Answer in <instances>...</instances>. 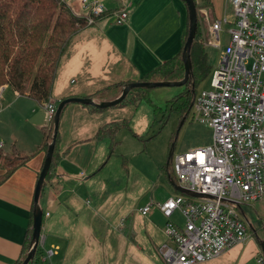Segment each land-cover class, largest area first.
I'll list each match as a JSON object with an SVG mask.
<instances>
[{
  "label": "crops",
  "instance_id": "1",
  "mask_svg": "<svg viewBox=\"0 0 264 264\" xmlns=\"http://www.w3.org/2000/svg\"><path fill=\"white\" fill-rule=\"evenodd\" d=\"M100 1L105 11L93 24L79 28L60 55L50 94L57 103L66 97L94 99L103 87L139 81L181 51L188 25L183 0ZM123 3L128 16L117 24L115 15ZM206 8L212 20L232 18L227 0H207ZM1 89H10L13 98L7 97L0 111V135L9 142L6 148L1 141L0 149L13 154L14 161L30 155L0 183V264H19L45 158L38 147L47 121L40 117L41 112L46 115L44 103L17 94L8 85ZM23 100L34 101V111L32 128L26 123L21 131L11 123L8 110L13 103L24 106ZM142 104L127 100L103 109L76 102L64 106L55 175L39 203L42 255L52 251L45 264H164L159 249L171 242L164 233L167 218L154 203L182 193L175 188L172 152L161 171L149 142L141 145L140 137L152 124L150 106ZM102 129L106 131L99 134ZM6 170L0 165V177ZM147 204L150 210L143 215ZM169 220L183 225L178 211ZM252 253L262 254L260 241L258 245V238L248 232L242 243L198 264H245Z\"/></svg>",
  "mask_w": 264,
  "mask_h": 264
},
{
  "label": "built area",
  "instance_id": "2",
  "mask_svg": "<svg viewBox=\"0 0 264 264\" xmlns=\"http://www.w3.org/2000/svg\"><path fill=\"white\" fill-rule=\"evenodd\" d=\"M227 1L232 18L213 20L205 41L218 50L209 87L191 103L195 118L210 128L211 143L171 158L178 185L203 196L178 194L154 203L167 218L164 233L171 242L159 249L164 264H198L245 241L248 221L242 206L264 197V0ZM104 11L100 0H79L75 14L91 25ZM127 16L123 3L115 22L123 24ZM223 24L231 28L223 30ZM221 33L227 42L220 49ZM57 104L44 103L47 122ZM150 207L143 206L141 213ZM175 211L182 226L169 220ZM51 253L41 255L38 264ZM259 261L264 263L261 253Z\"/></svg>",
  "mask_w": 264,
  "mask_h": 264
},
{
  "label": "trees",
  "instance_id": "3",
  "mask_svg": "<svg viewBox=\"0 0 264 264\" xmlns=\"http://www.w3.org/2000/svg\"><path fill=\"white\" fill-rule=\"evenodd\" d=\"M194 2L197 11L199 3L196 0ZM200 2L207 5V0H200ZM85 23L83 16H73L69 8L61 0H0V87L8 85L19 95H27L41 103L47 102L50 99L60 55L70 37L79 28L85 26ZM187 35L188 25L184 30L180 53L149 71L139 81L182 80L184 76L182 49ZM206 38L207 35L204 37L197 13L196 33L189 50L191 70L188 80L182 85L184 86V91L166 102V107L169 110L176 109L182 116L187 115L191 109V103L195 96V84L208 76L212 70V66L207 59ZM127 83L129 82H119L103 87L93 95V100L95 102L112 100L120 94ZM148 98L145 87H134L125 99L116 106L123 104L127 100H131L136 104L141 100H148ZM89 106L92 109H103ZM53 128V119L41 128L42 141L38 151L43 150L45 155L52 139ZM105 131V129H102L98 133H104ZM58 140L59 134L57 132L52 160L44 178L39 199L37 202L33 201L31 223L34 209L40 208L39 203L45 186L55 175L56 161L59 154ZM1 151L0 149V159ZM29 156L22 157V161L15 162V164H10L4 175L0 177V183L15 168L25 162ZM182 194L188 195V193ZM30 242L31 224L27 231L19 264H22L26 258ZM42 253V248L37 245L34 255L28 264H38Z\"/></svg>",
  "mask_w": 264,
  "mask_h": 264
},
{
  "label": "rangeland",
  "instance_id": "4",
  "mask_svg": "<svg viewBox=\"0 0 264 264\" xmlns=\"http://www.w3.org/2000/svg\"><path fill=\"white\" fill-rule=\"evenodd\" d=\"M61 1L66 4V7L69 8L73 16L75 15L79 17L75 14V11H78V4H76V2H68L66 0ZM196 1L199 3L197 13L205 37V31L208 29V26L213 22V20L211 19L210 13L207 11V5L202 4L200 0ZM225 14L226 13L224 11L223 16ZM226 28L229 29L231 26H226L223 24V30ZM220 40L221 49L227 42V37L224 33H221ZM205 48L207 52L208 63H210V65L213 67L217 63L218 50L216 47L208 45H205ZM209 82L210 74L195 84V94L202 89L208 88ZM146 90L147 96L149 98L148 100H141V102L143 101L146 106H150L149 108L151 109L152 124L149 128V132L144 134L143 137H140V139L142 140L141 145L143 148L144 144L149 142V145H147L148 149L155 153L157 158L156 161L160 159L161 165L158 166L159 170L164 171V164L170 152H172L173 156L175 154L182 153L193 148H200L211 143L212 137L210 128L195 118V114L192 109L189 110L187 115L182 116L179 112H177L176 109L169 110L166 107L167 100L183 92L184 86H156L153 88H146ZM0 97L1 111L5 107L4 102H6L7 97L13 98L12 91L10 89H0ZM23 101L25 102L24 106H19L18 103H13L8 110L11 123L21 131H23L26 123L29 128H32L30 123L32 122V114L30 111H34V101ZM20 110L23 112L26 111L27 113L23 114L20 112ZM41 114L40 117L44 118V121L46 122V115L43 112H41ZM19 137L21 140L23 138V133H20ZM0 141H3L5 143L4 147L7 148L9 142H7V140L2 135H0ZM146 155L149 156V152ZM12 158H14L13 154H5L2 150L0 165H5L8 169L11 163L13 164L18 162L16 160H12ZM192 199L196 198L192 197ZM242 208L248 221L249 235H255L258 238L259 245L260 240L264 241V197L258 203L243 205ZM249 224H251V226H249ZM259 258L260 254L252 253L251 257L246 260L245 264H263L259 261Z\"/></svg>",
  "mask_w": 264,
  "mask_h": 264
},
{
  "label": "water",
  "instance_id": "5",
  "mask_svg": "<svg viewBox=\"0 0 264 264\" xmlns=\"http://www.w3.org/2000/svg\"><path fill=\"white\" fill-rule=\"evenodd\" d=\"M187 11H188V35L186 38V41L183 45L182 49V60L184 63V76L182 80L179 81H155V82H147V81H131L127 83L121 90L120 94L108 101H101V102H95L91 97H66L61 99L56 107V110L54 112L53 117V135L50 144L48 145L47 152L42 164V167L39 171L38 178L36 181L35 189H34V196L33 200L34 202H37L39 199V195L41 192L42 184L44 181V178L48 172L51 160H52V154L55 146V139L56 134L58 132V125H59V117L60 114L64 108V106L68 103L76 102L83 105H91L96 106L98 108H107L115 106L119 103H121L125 97L128 95V93L131 91L134 87H145V88H153L156 86H182L185 84V82L188 80L190 70H191V62L189 58V50L191 48V44L193 42V39L195 37L196 28H197V11L194 0H184ZM175 188L181 192V193H188L191 195H194L195 197H202V194L198 193H190L188 190L183 188L180 185H175ZM42 217L43 212L41 208L34 209L32 213V223H31V242L30 247L27 253L26 258L24 259L22 264H28L30 260L32 259L35 249L38 245L40 233H41V226H42ZM251 226V224H249ZM260 249L264 258V241H260Z\"/></svg>",
  "mask_w": 264,
  "mask_h": 264
}]
</instances>
